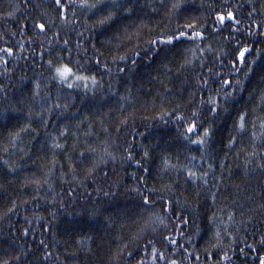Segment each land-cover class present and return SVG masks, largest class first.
Segmentation results:
<instances>
[{"label":"trees","instance_id":"obj_1","mask_svg":"<svg viewBox=\"0 0 264 264\" xmlns=\"http://www.w3.org/2000/svg\"><path fill=\"white\" fill-rule=\"evenodd\" d=\"M62 3L0 0V264H259L264 0ZM186 23L204 36L149 43Z\"/></svg>","mask_w":264,"mask_h":264},{"label":"snow or ice","instance_id":"obj_2","mask_svg":"<svg viewBox=\"0 0 264 264\" xmlns=\"http://www.w3.org/2000/svg\"><path fill=\"white\" fill-rule=\"evenodd\" d=\"M55 4L60 6L61 9H64L65 5L62 3V0H54ZM81 6L83 7H87L90 10L91 9H96L98 11H102L103 9H108L110 8V5L105 3V0H96L95 3H88V0H81ZM174 9L179 8L180 5L179 3H174L172 6ZM126 11H130V9H125ZM9 15H11V13H9ZM114 15V12L112 11H108V15L105 16L103 19H101L99 21V23L104 24L106 23L108 20H110ZM218 15V19L221 23H223L226 19L229 20H235V16L234 14L229 11L226 14L224 13H217ZM249 15L251 16V13H249ZM61 16H64V11H61ZM236 23L238 24L239 21H236ZM34 26L36 28H38L41 32H44L46 30V24L43 22H34ZM196 25L193 23H186L184 25H180L177 24L176 29L174 31H171V34L168 33H161L159 35H157V37L154 40H150L149 43L152 46H156V45H171L173 44L175 41L184 39V38H189V39H200L204 36V33L201 31H196ZM202 27V26H201ZM237 43H239V41H237ZM65 44H67V41H65ZM0 51H6L7 53H11L12 49L8 48L6 50H0ZM249 53V48L248 47H243L241 49H239L236 53H235V59L233 60V64L235 65L236 63L239 64H245L247 62V56L246 54ZM138 55V53H137ZM121 60L125 59V57L121 56L120 57ZM62 60V58H61ZM100 60L97 59L96 64L97 66H99ZM251 63H255V61H252ZM49 67L53 70L54 75H53V79L59 80L62 84L63 83H67L68 87L71 88L73 87V83H70L69 81H85L90 79V77L88 76H84V75H78L77 71L74 70L73 67L70 66V62L69 63H55L52 60L48 61ZM251 67H249V71H251ZM93 80V82H95V78L92 77L91 78ZM206 83V82H205ZM224 83H229V81H224ZM212 101H210L211 103ZM212 111H216L215 108L212 109ZM174 115H176V118L178 120H184V116L182 114H176L173 113ZM196 113H193L192 116L195 117ZM239 130H243L245 127V116L242 114L240 116V123H239ZM262 127H264V124H262ZM197 128V124L195 122V119H192L191 122L189 123V126L187 127V132H194V130ZM209 133V130L206 128L204 129V136L206 137ZM253 135H255V133H253ZM192 143H199V144H203L205 141L204 139H197L194 141H191ZM231 142V141H230ZM57 147H59V145H57ZM93 152H95V149H92ZM110 155V153H109ZM145 156L148 155L147 152H145L144 154ZM129 157L131 158V153H129ZM139 163V162H137ZM211 167V165L209 166ZM189 176L191 177H195V173L189 171ZM206 175V174H205ZM143 202L144 205L147 207L148 205L152 204L153 202L149 200L148 196H144L143 197ZM231 219V217H230ZM161 223H163V220L160 221ZM173 244H175V241H172ZM259 243L261 245H264V236H261ZM251 247V246H249ZM241 251H243V249H241ZM160 258L163 259V253H160ZM152 257H153V262H155L156 257H157V250L153 247L152 249ZM227 258V256H226ZM170 264H176V261H171ZM259 264H264V255H261L259 257Z\"/></svg>","mask_w":264,"mask_h":264}]
</instances>
